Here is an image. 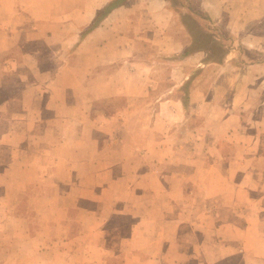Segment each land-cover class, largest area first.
I'll use <instances>...</instances> for the list:
<instances>
[{"label":"crops","instance_id":"0c3cea01","mask_svg":"<svg viewBox=\"0 0 264 264\" xmlns=\"http://www.w3.org/2000/svg\"><path fill=\"white\" fill-rule=\"evenodd\" d=\"M109 1L0 0V215L37 249L29 264H264V0H185L221 59L190 48L169 0H124L89 29ZM33 198L52 202L56 239ZM118 216L134 222L113 242Z\"/></svg>","mask_w":264,"mask_h":264},{"label":"rangeland","instance_id":"374dc122","mask_svg":"<svg viewBox=\"0 0 264 264\" xmlns=\"http://www.w3.org/2000/svg\"><path fill=\"white\" fill-rule=\"evenodd\" d=\"M169 1H170L172 10L179 16L181 21H183L182 15L191 14L189 12V10H188L189 8L186 7L187 3L185 2V0H169ZM198 13H199V15L193 14V17H195L196 22H198L200 24L199 26H200V29L202 30L201 32H208V31L210 32L211 30L216 29L214 25L210 24L209 19H208V17L206 15H204L201 12H198ZM201 15L203 17H205V18L201 17ZM263 21H264V18H263ZM260 24L261 25L259 26V30L264 31V23H260ZM194 26H196V25H195L194 22H192L191 23V27L193 28ZM214 31H215V33H219L220 35L222 34L218 30H217L218 32L216 30H214ZM194 32H196V30H194ZM223 34H225L227 36L226 31H223ZM201 36H202L201 33L195 35L197 40H198V38H201ZM221 42L223 44H227L222 39H221ZM206 45H209L212 48L214 47L213 55L218 53L216 50H220V49H218V48H220V46L214 44V42L211 39H209V38L206 41ZM12 54L18 55V50L13 51ZM4 57H5L4 54L0 55V61ZM6 94H7V92L5 90H3V92L2 91L0 92V97H5ZM112 104H114V103H112ZM96 105H97V109L100 110V109L104 108L105 102L104 101L103 102L98 101L96 103ZM3 125H5V124L3 123ZM138 138H139L138 136H132V137L128 136L126 138V140H127L128 143L129 142L135 143V142H137L139 140ZM69 155L73 159H76L77 157H79V155L74 156L73 153H71ZM85 156H90V155H89V153L84 151L83 152V157H85ZM130 158H131V156H130ZM144 169L145 168L143 166L133 165V162H132L131 163V167L126 168L125 171H127V173L137 172L136 174H140V171H142ZM96 170H97V168H95V167H93L91 165L90 166L87 165V166H84V167L81 168V174L85 177V180H86L85 183L86 184L90 185V180L93 179V176L95 175L94 173L97 172ZM111 170H107V167L105 168L104 164L100 168H98V172H101L103 175L107 174V171L109 172ZM113 170H114L113 173L116 176V175L121 173L122 168L114 167ZM136 170H139V171H136ZM11 172L16 174V175H14V174L13 175L16 177L17 180H19L21 174H23L22 171L19 170V167H17V169L11 170ZM121 185L125 186V184H123L122 182H113V184L110 183V184H107V185L103 184V194H102L103 196L102 197L105 198V195L108 194L109 196H106V198H108V200H109L112 197V195L114 194V193L110 194L109 191H116V190L119 189V187ZM76 187L78 189L86 188V186H83L84 188H80L79 185L76 184L74 186L73 190H75ZM91 187H92V189H94L93 186H91ZM52 189H53L52 186L46 187L44 189L33 187V188H31L29 190V193L30 194H35V195H37L38 193H46V192H50L51 193ZM41 190H44V191H41ZM98 190H100V189H98ZM2 191H5V190L3 189ZM22 193H25V192L23 191ZM29 193H26V194H29ZM19 196L22 197L23 200L26 199L25 194H19ZM49 200H46V202L44 204H41V200H39L37 198H33V202H34L33 205L35 207H37L39 210H41V211H42L43 208H45L44 211L46 213H49V214H47L45 216H40L39 220L40 221L43 220V227L46 225V228H47V229H45V232L48 234L49 238L52 240V238L56 239V235L58 233H60V232L54 228V226L56 225V222L53 221V218H57V216L55 214H52V212H51L52 209L51 208H52L53 205H52V202L47 203ZM134 200H135V198H134ZM116 201H117V199H113V203L110 204V206H109L110 209H112V208H113L112 210L120 209L119 207H120L122 201L121 200L119 202H116ZM134 202H137V201H134ZM70 203L71 202H68V204H70ZM2 204L3 205L5 204L3 199H2ZM68 204L66 203V206H69ZM129 204L130 205L126 206L125 208H130L132 206V202L129 203ZM21 206L24 207L23 205H21ZM21 206L19 208H21ZM195 209H197V208H195ZM199 209H201V208H199ZM108 210L105 207H103V209H102V211L104 213L107 212ZM194 219H195V221L199 220V221L203 222L205 220V216L203 215L201 210H198V213L195 214V218ZM97 220L100 221L101 219H97ZM11 222L12 221L10 220V216H2V215H0V223H1V226H2V227L0 226V228H1V230H0V242H1V245H0V261H1V264H11V261L9 260V258L12 255H14V254L17 255L19 259H23L24 260L23 262L19 261V263H17V264H26V262H27V264H29V262H30L29 259L31 260L30 256L35 255L33 251L34 250L36 251L37 249H34V247L32 246V243H30L31 244L30 246L28 245L27 239H26V235L23 232H21L20 230L14 232L13 229L9 228ZM46 222H48V224H45ZM130 222H131V225H132L134 220L133 219L131 220L128 216L112 217L111 220H110V224L113 225V226L114 225H122V230L115 229V227H113L114 228L113 230L109 229L108 232H107L108 238L110 240H112L113 242H115V240H117V239L119 240V236L121 234L122 235L128 234L127 227H128V225H130ZM31 223L35 224L34 220H31ZM211 223H213L212 220H211L210 224ZM195 234L200 239L201 238H204V239L207 238V237L205 238V235L203 234V232L201 234V237H200V232H199L198 235H197L196 232H195ZM13 238L16 239V240H13ZM87 239H95V240L98 241L96 236L94 237L93 234L91 235V238L87 237ZM10 243H11V245H10ZM39 246L41 247L42 245H39ZM28 251H29V253H28ZM12 263L16 264L15 262H12Z\"/></svg>","mask_w":264,"mask_h":264},{"label":"trees","instance_id":"16d2710c","mask_svg":"<svg viewBox=\"0 0 264 264\" xmlns=\"http://www.w3.org/2000/svg\"><path fill=\"white\" fill-rule=\"evenodd\" d=\"M124 0H111V1H109L108 2V4L99 12V14L97 15V17L94 19V21H93V23H92V25L89 27V29H91L92 27H94V26H96L97 24H98V22L100 21V19L103 17V16H105L112 8H114V7H116V6H118L119 4H121L122 2H123ZM189 12L191 13V14H184V15H182V17H183V24H184V26L186 27V29L189 31V33H190V36H191V46H190V48L191 49H195V48H197V47H202L205 43H206V41H207V39L209 38V39H211L212 40V33L211 32H209L208 30V32H201L202 30L200 29V24L198 23V22H196V20H195V17H193V14H195V15H199V13L198 12H196V11H194L193 9H191L190 7H189ZM181 16V15H180ZM201 17H203L202 15H201ZM203 18H205V17H203ZM192 22H194L195 23V25L196 26H194L193 28L191 27V23ZM194 30H196V32H194ZM199 33H201L202 34V36H201V38H198V40L196 39V37H195V35H197V34H199ZM200 39V40H199ZM213 41V40H212ZM214 42V44H216V45H219L220 46V48H218V49H220V50H216L218 53L216 54V56L215 55H213L215 58H217V59H221V57H222V55H223V49H222V45H221V43H218V42H215V41H213ZM193 46V47H192ZM214 49V47L212 48V50ZM188 52V50H185L184 52H183V54H186Z\"/></svg>","mask_w":264,"mask_h":264}]
</instances>
